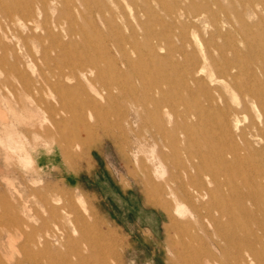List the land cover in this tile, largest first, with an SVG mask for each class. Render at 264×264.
<instances>
[{
  "label": "rangeland",
  "instance_id": "rangeland-1",
  "mask_svg": "<svg viewBox=\"0 0 264 264\" xmlns=\"http://www.w3.org/2000/svg\"><path fill=\"white\" fill-rule=\"evenodd\" d=\"M261 73L264 0H0V264H264ZM237 129L254 155L208 183Z\"/></svg>",
  "mask_w": 264,
  "mask_h": 264
},
{
  "label": "bare ground",
  "instance_id": "bare-ground-1",
  "mask_svg": "<svg viewBox=\"0 0 264 264\" xmlns=\"http://www.w3.org/2000/svg\"><path fill=\"white\" fill-rule=\"evenodd\" d=\"M159 7V6H158ZM5 17V16H4ZM20 18V17H19ZM17 20V19H16ZM222 55V54H221ZM85 63L87 62V60L89 58H83ZM86 59V60H85ZM79 61V60H78ZM83 60L81 62H84ZM93 61V59H92ZM93 63V62H92ZM91 63V64H92ZM76 64V63H75ZM84 64V63H83ZM89 64V63H88ZM95 64V63H94ZM78 65V63H77ZM90 65V64H89ZM93 65V64H92ZM91 65V66H92ZM75 66V65H74ZM73 66V67H74ZM85 66V65H84ZM88 66V65H86ZM76 68L78 66H75ZM88 68V67H87ZM85 69V68H84ZM91 69V67H90ZM201 69H203L202 67L199 68L198 70H196V74H199ZM71 70V69H70ZM78 71L80 72L79 75H81V78H83L85 80V83L87 82L89 85L90 83L92 82V80L95 79V77L93 79L91 78H87L86 75L88 74H85L81 71V69L78 68ZM223 73H226V74H229V77L231 79L232 75H231V71H228L226 70L225 72ZM190 75V70H189V73ZM261 79H262V85H263V88L261 89L262 92L258 93L256 90L252 89H244L243 90V93H244V99L242 101V108L247 106L248 105H251V107L253 108L254 106L256 107H259L261 108L262 105H264V74L261 73ZM71 79H73L75 81V84H78V77L76 76V73L74 74V72H72V74L70 75ZM68 80V79H67ZM225 80V79H224ZM255 80V79H254ZM112 81V80H111ZM226 81V80H225ZM227 82V81H226ZM94 83V82H93ZM228 83V82H227ZM222 84H226V83H222ZM74 86V85H73ZM70 85V87H73ZM94 87V86H93ZM226 87V86H225ZM89 88V87H88ZM90 90H92V98L93 99H99V100H102L103 99V96L101 93H99V91H96L94 90L91 85H90ZM226 90V89H225ZM200 91V89H199ZM206 91V90H205ZM202 92V91H201ZM241 92V91H240ZM207 95V94H206ZM210 97V96H207V98ZM241 97V96H240ZM206 99V98H205ZM237 99V98H236ZM241 100V99H240ZM239 101V100H237ZM236 101V102H237ZM235 102V103H236ZM240 105V104H239ZM255 107V108H256ZM251 108V109H252ZM254 110V108H253ZM261 110V109H259ZM257 110V117L259 118L260 117V111ZM239 112V111H238ZM254 112V111H253ZM237 113V111H236ZM247 113V112H246ZM162 114L167 117V119L170 118V113L169 111L166 109V108H163L162 109ZM243 117V115L241 116V118ZM255 117V118H257ZM246 119V117H245ZM244 119V120H245ZM258 121V119H257ZM235 122V121H234ZM260 122V121H258ZM252 123V122H250ZM256 123V122H255ZM254 122L251 124L252 127L256 130V132L258 133L259 131V127L255 124ZM234 124V123H232ZM259 124V123H258ZM243 125V124H242ZM245 125V124H244ZM236 126V125H235ZM238 126V125H237ZM259 126H262L261 128L264 129V121H261V125ZM245 127V126H244ZM234 128V127H233ZM242 128V127H241ZM249 128H250V124H249ZM226 130V129H224ZM228 130V129H227ZM226 130V131H227ZM249 130V129H248ZM235 131V130H233ZM238 131V129H237ZM245 131V129H244ZM243 130H239L236 134L234 133V135H230V138L229 139H224L221 141V144H220V148L219 150H216L214 151L213 149L211 148H205L204 150L203 149H199L198 152H195V154L197 155V160H198V163L201 164L203 167V169H205L206 171H208L207 173V182L208 183H212V184H216V185H220V186H225L227 184H230L232 185L233 183V180L235 179V177L232 176L233 172H234V169L240 164L242 165L243 162L245 161V159H247V156H249L250 154L251 155H254V152H255V147H253L252 144H249L248 143V136L249 137H255L257 136L258 134H252V133H248L246 134ZM254 132V131H253ZM264 132V131H263ZM228 135V134H227ZM261 135V134H260ZM232 136V138H231ZM260 137V136H259ZM262 137V135H261ZM254 139V138H253ZM256 139V138H255ZM260 139V138H259ZM239 141L241 144L240 146L238 145V142ZM262 141V140H261ZM256 142H259V141H256ZM255 142V143H256ZM261 143V142H260ZM263 143V142H262ZM173 144V143H172ZM201 146L205 147L206 142L205 141H200L199 143ZM258 146V145H257ZM263 146V145H262ZM262 146L260 145V148H262ZM227 148H230L232 151H235L236 154H232L230 155V159L229 160H226L224 157H223V154L225 153L224 150L227 149ZM258 148V147H257ZM259 149V148H258ZM221 150V151H220ZM239 151H242L243 152V156H239L237 154V152ZM258 151V150H257ZM263 154H261V157H262ZM257 156V155H256ZM259 162V160H258ZM261 163V162H260ZM262 165L264 167V159H262ZM193 169V167H191ZM262 168V167H261ZM261 170H264V169H261ZM255 174L259 175L260 173V170L259 169H255L254 170ZM263 172V171H262ZM186 178L189 179V175H186ZM175 179V178H174ZM182 185V184H181ZM191 187L193 188V190L195 192H197L198 196L199 197H202V196H206V197H212V193L213 191L211 189H206L205 187H203L202 185H200L199 183L194 185V187L191 185ZM202 191V192H201ZM220 194H223V195H228L227 192H224L222 191H219ZM231 193L232 194H235L236 193V190L234 188H232L231 190ZM192 195V194H191ZM82 203V202H81ZM211 203V202H210ZM213 203V201H212ZM214 208L215 209H218L220 211H224L226 210V203L223 201H219L217 200L216 202H214ZM206 214V213H205ZM206 220H207V224L210 226H212L213 230L215 233H219V231H223V233L225 232V230H230L232 227H235L237 226V221H238V218L232 214L231 215V220L228 222L227 220H223V221H219V222H216L215 219H213V217L210 215V214H206ZM69 218V217H68ZM251 218V217H250ZM68 223H72V221L68 222ZM66 229V228H65ZM73 230V229H72ZM222 235V234H219V236ZM90 238V237H89ZM222 239V241H227L226 238H223V237H219ZM91 239V238H90ZM42 241V240H41ZM44 242V241H43ZM41 243V242H40ZM51 244V243H50ZM41 249V248H39ZM264 248H262L263 250ZM242 249L238 247V250H237V255L235 257L232 258V264H263V262H260L257 258V252L255 251H248L245 252V253H242L243 251H241ZM244 250V249H243ZM230 253V252H229ZM264 253V252H263ZM209 261V260H208ZM262 261V260H261Z\"/></svg>",
  "mask_w": 264,
  "mask_h": 264
}]
</instances>
